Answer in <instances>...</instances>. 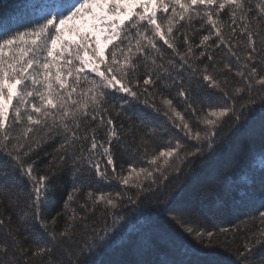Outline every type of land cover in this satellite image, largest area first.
Here are the masks:
<instances>
[{"label": "snow or ice", "instance_id": "6c2138e0", "mask_svg": "<svg viewBox=\"0 0 264 264\" xmlns=\"http://www.w3.org/2000/svg\"><path fill=\"white\" fill-rule=\"evenodd\" d=\"M0 264H264V0L0 17Z\"/></svg>", "mask_w": 264, "mask_h": 264}, {"label": "trees", "instance_id": "16d2710c", "mask_svg": "<svg viewBox=\"0 0 264 264\" xmlns=\"http://www.w3.org/2000/svg\"><path fill=\"white\" fill-rule=\"evenodd\" d=\"M21 2L22 0H0V17L4 16L5 13Z\"/></svg>", "mask_w": 264, "mask_h": 264}, {"label": "rangeland", "instance_id": "374dc122", "mask_svg": "<svg viewBox=\"0 0 264 264\" xmlns=\"http://www.w3.org/2000/svg\"><path fill=\"white\" fill-rule=\"evenodd\" d=\"M103 43H104V42H103V40H102V41H101V45H102V46H103Z\"/></svg>", "mask_w": 264, "mask_h": 264}]
</instances>
